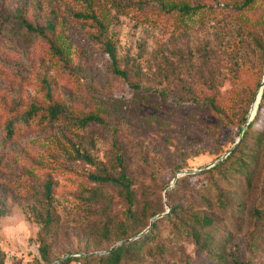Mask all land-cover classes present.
Listing matches in <instances>:
<instances>
[{"label":"rangeland","instance_id":"1","mask_svg":"<svg viewBox=\"0 0 264 264\" xmlns=\"http://www.w3.org/2000/svg\"><path fill=\"white\" fill-rule=\"evenodd\" d=\"M91 1L109 22L107 36L127 79L112 71L97 27L76 17L86 11L81 1L0 0V207L6 211L0 217V248L4 264H51L69 254L107 251L121 241L116 240L125 202L117 188L89 177L100 173L95 164L75 155L76 149L88 153L110 173L116 172L114 138L123 149L139 210L144 202L149 205L147 213L155 215L165 212L166 204L170 210L176 203L186 211L205 210L207 198L211 202L207 210L215 212L220 228L214 230L215 256L211 257L198 251L186 235L175 232L164 218L154 240L121 264H232L235 258L264 264V216L248 213L252 205L264 213V148L250 187L228 166L186 174L178 186L170 187L175 174L197 170L232 147L244 128L243 117L253 111L258 92L264 90V0H254L250 8H242L244 0ZM112 1L132 10L120 14ZM163 2L200 4L212 11V17L203 16L200 23L167 10ZM20 17L42 28L44 34L27 30ZM53 41L63 46L66 61L51 50ZM210 82L217 85L216 90L209 87ZM184 85L199 98L214 95L226 117L197 106L174 108L169 100L142 89L187 98ZM237 98L241 101L232 108ZM49 101L60 102L74 115L98 114L104 123L75 128L58 120L11 139L4 136L3 123L15 105ZM260 103L252 136L264 132V98ZM48 183L58 233L49 261L43 262L34 213L40 209ZM218 193L229 201L225 210L218 207ZM152 217L140 218L126 232L141 233ZM106 226L109 231L99 234ZM157 245L162 248L158 250Z\"/></svg>","mask_w":264,"mask_h":264},{"label":"trees","instance_id":"2","mask_svg":"<svg viewBox=\"0 0 264 264\" xmlns=\"http://www.w3.org/2000/svg\"><path fill=\"white\" fill-rule=\"evenodd\" d=\"M81 1L85 5L86 11L84 13L78 12L76 17L84 20L85 22H89L92 25L97 27V37L98 40L103 42L104 49L106 50L109 58L111 59V68L112 71L127 79V74L120 70L117 66V57L115 47L112 43L110 37L107 36L109 29V22L106 20L104 16H101L92 6L91 0H77ZM254 0H244L242 3V8L248 7L250 8L253 4ZM112 8H114L118 13L126 15L129 14L132 8L124 3L112 1ZM164 8L169 11L177 10L182 17H190L195 19L194 21L202 23L205 18L203 16L212 17V11L206 10L205 6L197 4L190 5L187 3H168L165 4L163 2ZM138 7H140L138 5ZM20 22L23 26L27 28V30L31 32H36L39 34H44L42 28L34 27L32 24L27 22L24 18L20 17ZM255 44L262 49L263 45L259 41L258 38H255ZM51 50L56 54L62 61H66V56L64 57V48L61 44L57 42H52ZM262 84V83H261ZM186 92L188 93V97L177 98L174 95L170 96V93L165 90L160 91H151L146 87L142 89L145 90V94L148 95H156L161 99L169 100L174 108H180L181 106H197L199 108L205 109L207 111L212 112L218 117H226L224 109L218 105L216 101V97L213 96H204L199 98L196 96L191 90L188 89L187 85ZM209 87L212 90L217 89V85L210 82ZM49 95V93H48ZM264 98V90L262 91L261 99ZM240 99H235L232 104V108L236 107V104H239ZM261 108V103L259 104L257 113L254 115L252 120L248 125L247 131L244 133L243 139L241 138L240 142L234 147V149L224 158L222 161L217 163L211 168L206 169V171H210L212 169H219L225 166L236 174L243 176L245 180V184L250 187L254 177H255V168L258 163V159L260 158V151L264 148V132L258 131L254 136L251 135V129L253 124L258 118V111ZM247 117H243V121L246 122ZM61 120L69 127L75 128H84L91 123H99L103 124L104 120L95 113H90L87 115H74L67 110V108L62 105L58 101H49L44 104L37 103H29L22 104L18 103L15 105L11 111L8 112L6 119L3 123V131L4 136L6 138H13L17 134L25 132L27 130H31L34 128L41 127L46 124H53L56 121ZM252 136L251 143L249 142V137ZM114 147L116 149V162L118 164L117 171L110 173L105 167L101 166V163L96 161L90 154L80 152L78 149L75 150V155L80 159L85 160L88 163L95 164L99 169L100 173L97 174H89V177L97 182L109 184L117 188L120 197L126 204L124 211V219L119 222V229L121 233L119 234L118 240H127L131 238L133 235H137L140 233V230L134 234L129 235L126 232V227L128 225H132L137 223L138 220L142 217H146L149 219L152 216H155L156 212L147 213L149 205L147 202H144L141 210L138 208V203L133 194V181L132 178L127 173V168L124 162V154L122 147L118 144L116 138H114ZM259 147V148H258ZM264 167V163H263ZM188 175L182 177L181 180H177L175 182V186H178L184 179L187 178ZM178 179V178H177ZM52 194V186L50 183L46 184L45 192L43 195V200L40 205L39 211L34 213L35 221L39 224L38 230V252L40 255V259L43 262L49 261L50 251L57 239V227L58 220L54 214V209L52 203L50 202ZM217 204L218 207L222 210L227 209L230 204L228 199L222 194H217ZM204 202L207 204L205 210H195V211H186L184 206L180 203H176L171 207V210L157 218L150 230L146 233L137 236L134 239L127 240L117 246L112 248L109 247L107 252L102 254H96L91 252L90 254H86L84 256H71L62 259L58 264H69L72 261H80L81 264H89V262L93 260H97L100 264H121L125 259H131L135 255L133 252L139 253L142 249L147 245L148 242L154 240L155 230L158 227L159 222L162 219L167 218L168 221H171V224L174 226L175 232L179 234H184L188 238H190L195 248L211 257L215 256V252L212 248L213 241L215 238L214 230H220L217 225V218L215 212H209L207 208L210 207L211 202L204 198ZM6 213L5 209L0 207V217ZM164 213V212H163ZM248 213L252 217L260 218L264 216L263 211H260L255 205H252L248 210ZM150 223V221H149ZM147 223L143 224L142 227H146ZM107 226L102 230V232H98L99 234H106L108 232ZM157 249H161V245L156 246ZM5 254L0 248V264H4ZM232 264H250L246 260L235 258Z\"/></svg>","mask_w":264,"mask_h":264},{"label":"water","instance_id":"3","mask_svg":"<svg viewBox=\"0 0 264 264\" xmlns=\"http://www.w3.org/2000/svg\"><path fill=\"white\" fill-rule=\"evenodd\" d=\"M263 86H264V79L262 80V87H263ZM258 94H259V98H258V101H257V103H256L255 111L252 113V109H251V111H250V113H249V115H248V117H247V120H246V122H245V124H244V128L242 129L241 134L239 135L238 139L234 142V144L232 145V147L229 148V149H228V150H227L222 156L218 157L217 159H215V160H213L212 162H210V163H208V164L202 166L201 168H199V169H197V170H192V171H180L179 173L175 174V176H174V178H173V180H172V182H171V186H170V187H172V185H174V183L176 182V180H177V178L179 177V175L192 174V173H195V172H197V171H201V170H203V169L211 168V167H213L214 165H216L217 163H219L220 161H222L224 158H226L227 155H229V153L234 149V147L240 142L241 138L243 137V135H244V133H245V131H246V128L248 127L250 121L252 120V118L254 117V115H255V113H256V110L258 109V104H259V101H260V99H261V95H262V88L260 89V91L258 92ZM255 100H256V99H255ZM252 107H253V106H252ZM166 206H167V210H166L164 213H160V214H157V215L153 216V217L151 218L150 223H149V225L147 226V228H146L144 231H142V232H141L139 235H137V236H140V235L146 233V232L151 228L153 222H154L157 218H159V217H161V216L167 214V213L170 211L169 206H168L167 204H166ZM127 240H131V239H127ZM127 240H122V241L116 243L114 246H117V245H119V244H121V243H123V242H125V241H127ZM114 246H112V248H113ZM107 251H108V250H107ZM107 251L94 252V253H105V252H107ZM81 254H82V253H81ZM81 254H80V255H81ZM71 256H72V254H69V255H67V256H65V257L59 258L58 260L54 261V262L51 263V264H57V263H59L62 259L66 258V257H71Z\"/></svg>","mask_w":264,"mask_h":264},{"label":"bare ground","instance_id":"4","mask_svg":"<svg viewBox=\"0 0 264 264\" xmlns=\"http://www.w3.org/2000/svg\"><path fill=\"white\" fill-rule=\"evenodd\" d=\"M258 98H259V96H258ZM258 98H257V100H256V103H257V101H258ZM256 103H255V105H254V108H253L252 113L255 111Z\"/></svg>","mask_w":264,"mask_h":264}]
</instances>
